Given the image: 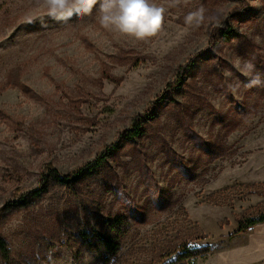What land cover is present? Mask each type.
Wrapping results in <instances>:
<instances>
[{
  "label": "rangeland",
  "instance_id": "374dc122",
  "mask_svg": "<svg viewBox=\"0 0 264 264\" xmlns=\"http://www.w3.org/2000/svg\"><path fill=\"white\" fill-rule=\"evenodd\" d=\"M151 2L163 26L137 41L95 9L0 0V264H219L264 214V0ZM139 115L143 135L83 175Z\"/></svg>",
  "mask_w": 264,
  "mask_h": 264
},
{
  "label": "clouds",
  "instance_id": "9594fccd",
  "mask_svg": "<svg viewBox=\"0 0 264 264\" xmlns=\"http://www.w3.org/2000/svg\"><path fill=\"white\" fill-rule=\"evenodd\" d=\"M179 3V0H176ZM48 18L57 22L70 21L73 16H90L95 9L96 20L107 30L146 41L162 28L165 8L151 0H44ZM203 8L188 13L185 24L199 26L204 21ZM259 76L249 81V86H259Z\"/></svg>",
  "mask_w": 264,
  "mask_h": 264
},
{
  "label": "trees",
  "instance_id": "16d2710c",
  "mask_svg": "<svg viewBox=\"0 0 264 264\" xmlns=\"http://www.w3.org/2000/svg\"><path fill=\"white\" fill-rule=\"evenodd\" d=\"M192 63V62H191ZM192 65H185L178 69V76L180 79L183 80L184 75L186 74L189 67ZM180 80V81H182ZM178 81V83L180 82ZM147 116V115H146ZM145 116L139 115L134 118L133 124L131 129H128L124 131L123 133L119 134L118 141L115 144H111L109 146H106L103 148L99 155L96 157L94 161L89 163L87 167L83 170V175L91 174V172L98 171L104 167V165L107 163L109 157L118 149V143L125 139V140H134L136 138H140L144 133V128L142 124V119ZM49 174L52 176L57 182L68 184L73 179V175H62L59 173L56 169L49 168ZM41 190H37L33 192V195H39ZM264 223V214L257 216V217H242L238 220L239 230L238 233H246L253 227L263 224ZM202 239H208L207 236H203ZM112 248H114V251H121V248L118 247L117 242L114 240L110 241ZM214 248L211 246H205V247H197V248H189L188 250L182 252L181 261L183 263L188 262L189 260L197 259V258H203L211 253H213Z\"/></svg>",
  "mask_w": 264,
  "mask_h": 264
},
{
  "label": "crops",
  "instance_id": "0c3cea01",
  "mask_svg": "<svg viewBox=\"0 0 264 264\" xmlns=\"http://www.w3.org/2000/svg\"><path fill=\"white\" fill-rule=\"evenodd\" d=\"M247 233V232H246ZM246 243L240 249L235 246L226 250L225 257L219 264H264V223L248 231Z\"/></svg>",
  "mask_w": 264,
  "mask_h": 264
}]
</instances>
